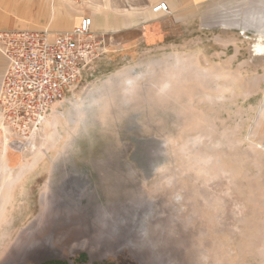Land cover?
<instances>
[{
    "label": "rangeland",
    "instance_id": "obj_1",
    "mask_svg": "<svg viewBox=\"0 0 264 264\" xmlns=\"http://www.w3.org/2000/svg\"><path fill=\"white\" fill-rule=\"evenodd\" d=\"M158 1L63 3L115 26L38 134L0 133L31 166L0 264H264V0H190L145 35Z\"/></svg>",
    "mask_w": 264,
    "mask_h": 264
},
{
    "label": "built area",
    "instance_id": "obj_2",
    "mask_svg": "<svg viewBox=\"0 0 264 264\" xmlns=\"http://www.w3.org/2000/svg\"><path fill=\"white\" fill-rule=\"evenodd\" d=\"M152 12L165 16L171 9L161 1ZM93 26V18L87 16L66 32L0 31V53L7 60L0 91V133L26 140L41 131L53 106L76 88L97 54L100 43Z\"/></svg>",
    "mask_w": 264,
    "mask_h": 264
},
{
    "label": "crops",
    "instance_id": "obj_3",
    "mask_svg": "<svg viewBox=\"0 0 264 264\" xmlns=\"http://www.w3.org/2000/svg\"><path fill=\"white\" fill-rule=\"evenodd\" d=\"M157 1V0H156ZM167 2L171 9L169 15H155L152 12L153 6L159 2ZM152 5L145 15L146 19H139L135 21L134 27L138 30L144 29V33L153 34L156 32L158 25V18L165 17L171 18L172 21H177L175 13L179 9H188L190 7V0H161ZM207 1H198V6L205 4ZM65 0H0V31L8 30H38L35 28H20L19 25H50L55 32H66L67 28L71 30L79 25L80 21L84 18L83 11L76 8H68L66 12ZM70 7V6H68ZM155 15V18L151 16ZM179 16V15H178ZM92 17L94 25L97 29L102 31H111L114 24L109 20H100L99 16L94 14ZM150 17V18H149ZM118 31L126 32L129 26L126 23H117ZM94 27V26H93ZM70 31V30H69ZM7 69V60L0 53V91L4 74ZM30 165L28 162L15 160L12 155H6L0 145V193L1 198L5 201L4 209L13 206L14 201L17 199L16 195L25 197L29 194V173ZM18 170V171H16ZM16 172V174H14Z\"/></svg>",
    "mask_w": 264,
    "mask_h": 264
},
{
    "label": "bare ground",
    "instance_id": "obj_4",
    "mask_svg": "<svg viewBox=\"0 0 264 264\" xmlns=\"http://www.w3.org/2000/svg\"><path fill=\"white\" fill-rule=\"evenodd\" d=\"M130 129V128H129Z\"/></svg>",
    "mask_w": 264,
    "mask_h": 264
}]
</instances>
